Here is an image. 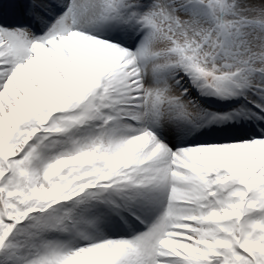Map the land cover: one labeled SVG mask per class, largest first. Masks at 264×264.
Returning <instances> with one entry per match:
<instances>
[{"label": "snow or ice", "instance_id": "obj_1", "mask_svg": "<svg viewBox=\"0 0 264 264\" xmlns=\"http://www.w3.org/2000/svg\"><path fill=\"white\" fill-rule=\"evenodd\" d=\"M0 264H264V0H0Z\"/></svg>", "mask_w": 264, "mask_h": 264}]
</instances>
